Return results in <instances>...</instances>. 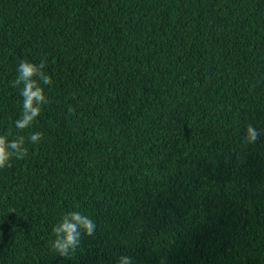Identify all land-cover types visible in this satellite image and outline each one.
<instances>
[{
    "label": "trees",
    "instance_id": "1",
    "mask_svg": "<svg viewBox=\"0 0 264 264\" xmlns=\"http://www.w3.org/2000/svg\"><path fill=\"white\" fill-rule=\"evenodd\" d=\"M42 59L51 102L18 133L11 82ZM248 124L264 133V0H0V134L43 133L0 169V264H264ZM69 211L96 233L64 258Z\"/></svg>",
    "mask_w": 264,
    "mask_h": 264
},
{
    "label": "clouds",
    "instance_id": "2",
    "mask_svg": "<svg viewBox=\"0 0 264 264\" xmlns=\"http://www.w3.org/2000/svg\"><path fill=\"white\" fill-rule=\"evenodd\" d=\"M45 68L46 63L43 59L38 64L21 60L17 67V76L11 82V86L19 88L22 97L20 116L14 121L18 133L31 129L43 106L51 102L45 94L44 86L51 85L53 81L45 72ZM71 111L69 108V112ZM262 134L264 133L253 124H248L244 128L241 142L245 145L255 144ZM42 140L43 133L38 131H30L27 136L20 134L13 136L11 131L0 134V169L12 167L13 160L28 158V145H38ZM52 233L54 236L50 245L52 253L71 258L81 247L84 237L95 236L96 223L90 216L80 211H69L53 226ZM117 264H134V261L131 256L122 255L118 257Z\"/></svg>",
    "mask_w": 264,
    "mask_h": 264
}]
</instances>
